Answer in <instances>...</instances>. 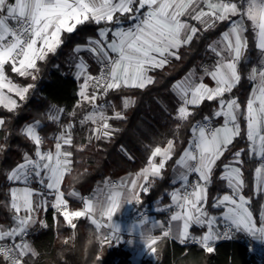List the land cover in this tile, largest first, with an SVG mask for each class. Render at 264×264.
<instances>
[{
    "label": "snow or ice",
    "instance_id": "1",
    "mask_svg": "<svg viewBox=\"0 0 264 264\" xmlns=\"http://www.w3.org/2000/svg\"><path fill=\"white\" fill-rule=\"evenodd\" d=\"M182 17L199 22L202 28L189 24ZM125 18L133 22L131 27L122 26ZM225 21H231L228 30L208 45L215 60L211 68H204V74L215 86L205 84L202 77L197 79L192 74L173 85L178 100L176 120L187 122L194 114L192 109L205 101H218V109L212 118L206 116L193 125L190 141L175 161L173 170L180 171L171 181L172 191L166 193L170 203L155 209L167 213L166 220L137 209L139 236H143L145 230L150 235L144 240L139 236L129 239L127 243L133 245L138 239L144 252L153 257L164 240L175 241L186 248L195 245L206 254H214L219 241L240 237L264 248V205L257 219L250 207L252 197L244 195L247 184L245 160L242 159L247 155L249 161L256 162L253 194L256 197L264 195V0H0V108L13 114L22 106L21 102L28 99L35 85L14 83L7 75L6 66L20 77L36 80L39 62L45 61L64 43L63 33H74L78 26L89 22L113 26L98 28V38L88 37L85 45L73 49L77 54L74 77L83 81L76 107L84 108L87 104L90 110L77 120L75 110L65 113L64 108L49 105L44 116L48 123L59 128L50 137L53 141L50 148L44 147L48 138L41 135L45 126L41 119L19 130L18 134L31 142L34 149L32 153L24 152L21 161L4 173L10 186L7 201L0 203L8 208L12 223L9 226L0 224V261L3 264H32L39 256L27 237L37 224L48 228L46 220L39 216L40 211L47 212V196L52 197L54 224L58 227L62 218L72 230L71 236L63 240L64 244L75 240V230L81 219L94 226L100 244L121 242L122 233L126 232L114 217L122 214L125 193L131 199L123 201L124 206L143 203L141 193L148 194L155 181L164 178L168 161L175 155V138L169 139L163 147L156 146L146 165L130 181L106 180L100 193L92 197H81L75 190L67 192V197L78 198L82 205L78 209L71 208L63 190L65 178L74 171L72 149L82 152L94 140L110 141L119 131L110 121L126 117L123 111H116L114 103L106 100L109 92L119 93L126 88L143 90L152 85L155 78L148 74L150 71L163 69L169 58L180 59L179 49L198 38V32L214 29ZM249 22L258 60L246 77L254 86L242 110L238 97L225 99V96L241 81V62H251L246 56L245 33L249 31ZM81 52H88L100 65L97 75L88 71V64L78 55ZM134 105L133 98L122 97L124 110ZM65 116L67 123L62 122ZM213 118H222V124L213 127ZM9 122L8 118L0 117V131L5 133V140L11 134L7 128ZM77 123L89 126L85 143L73 142ZM181 126L177 124V132ZM242 131L248 142L247 150L241 148L232 152L231 158L223 164L219 179L225 182L230 194L224 193L214 199L212 207L220 212L212 214L208 210V189L214 169L234 141L241 137ZM5 148L6 145L0 144V152ZM122 151L127 155L126 150L122 148ZM34 181L47 190V196L30 187ZM102 229L107 231L102 232ZM193 229L203 231L195 234ZM136 230L133 225L132 231Z\"/></svg>",
    "mask_w": 264,
    "mask_h": 264
},
{
    "label": "trees",
    "instance_id": "2",
    "mask_svg": "<svg viewBox=\"0 0 264 264\" xmlns=\"http://www.w3.org/2000/svg\"><path fill=\"white\" fill-rule=\"evenodd\" d=\"M127 21L129 20L126 18L122 19V22ZM230 22L218 23L214 29L198 32V38H194L190 45L179 49L180 59L169 58V62L163 69L150 72L155 78V83L152 85L143 90L126 88L119 93H108L106 100L114 103L115 109L123 111L126 119L110 121L114 128L119 129L110 141L94 140L82 152L76 151L75 148L72 149L74 171L71 176L65 178L63 184V190L66 198L70 200L71 208L78 209L82 205L78 199L67 197V192L75 190L83 197L91 196L106 180L118 181L138 172L146 165L147 158L156 146L163 147L169 139L175 138V155L172 160L168 161L166 170L163 172L164 178L157 179L148 194L141 193L143 203L136 205V208L143 209L158 200L163 205L170 203V198L166 193H170L174 187L171 183L174 179L173 167L176 159L190 141L191 128L197 122L203 121L204 117H213L214 111L218 108V101H205L199 107L192 109L194 114L187 122L176 120L174 117L178 100L173 91V85L183 78L193 66L205 59L208 54V45L229 27ZM103 27L113 26L95 25L89 22L78 26L74 33H63L61 39L64 43L54 54L50 53L45 61L39 62L40 71L36 80L20 77L11 71L10 66H6L7 75L12 81L21 86L34 84L35 87L30 90L28 99L21 102L22 106L17 109L16 114L0 108V117H6L10 121L7 128L11 133L5 140V133L0 131V144L6 145L5 150L0 152V201H7L6 193L10 186L4 173L21 161L24 152L32 153L34 149L31 142L18 134L19 130L35 119H41L45 125L41 130V135L48 138L44 147H52L53 141L50 137L54 136L59 128L54 123H48L44 113L52 104L63 107L65 111H70L77 105L79 83L74 77L68 60L77 45L86 44L88 37L98 38L97 30ZM198 27L202 28L200 25ZM245 35L248 40L246 56L250 57L251 62H241L239 66L241 81L232 93L225 96L227 99L238 97L242 110L252 91V82L246 77L258 56L250 22L249 31ZM111 38V33H109V39ZM98 72L99 67L93 60H90V73L98 74ZM125 96L135 100V105L126 110L122 108V97ZM221 121L222 119H218L217 123ZM62 122H67V116ZM178 123L182 126L177 132ZM241 127L242 129L245 127L243 121H241ZM88 135L86 127L77 125L73 130L74 144L85 143ZM247 143L242 131L241 137L230 146V151L226 152L225 157L217 162L212 183L208 189L210 213L219 214L220 210L213 208L212 203L217 196L229 192V189L225 187V182L219 179L223 164L228 162L232 152L241 148L247 150ZM122 148L126 150L127 155ZM129 156L132 158L129 159ZM242 159L245 160L244 173L247 184L244 195L252 197L250 207L258 219L262 210L261 205L264 203V195L256 197L253 194V173L256 162L249 161L247 155H243ZM53 216L54 212L52 208H49L45 214L41 215V219L48 223V228H41L37 224L29 235L34 248L39 252V256L32 261V264H131L130 249L125 248L123 244L117 245L111 241L100 244L96 229L85 219L78 222L75 240L67 245L64 244L63 240L71 236L72 230L63 223L62 218L57 227ZM11 223L8 208L0 203V224L9 226ZM0 264L3 262L0 261ZM139 264H264V260L251 251L246 239L221 240L214 254H206L195 245L186 248L175 241L164 240L158 245V253L154 259L143 258Z\"/></svg>",
    "mask_w": 264,
    "mask_h": 264
},
{
    "label": "rangeland",
    "instance_id": "3",
    "mask_svg": "<svg viewBox=\"0 0 264 264\" xmlns=\"http://www.w3.org/2000/svg\"><path fill=\"white\" fill-rule=\"evenodd\" d=\"M182 19H185V20H187V22L189 23V24H191V25H194V26H196V24H195V21L194 20H191L189 17H182ZM237 19V18H236ZM197 22V21H196ZM132 21L130 22V23H127V24H123L122 23V26L123 27H125V28H128V27H131L132 26ZM199 23V22H198ZM197 27V26H196ZM218 39H220V38H218ZM217 39V40H218ZM217 40H215V41H217ZM85 45V44H84ZM210 52V56H209V60H208V62H206L205 64H203L204 66L205 65H211V64H213V61L215 60V57H214V54L211 52V51H209ZM76 55L77 54H75V53H73L72 55H71V57L69 58V60H68V63H69V65L72 67V71H73V73L75 72V68H74V66H73V64H74V61H75V57H76ZM79 56H82L83 58H84V60L86 61V63L88 64V71L90 72V60H93L94 61V63L99 67V71H100V65L92 58V56L88 53V52H81V53H79L78 54ZM210 61V62H209ZM203 65L202 66H196V67H194L191 71H190V73L189 74H192V76L193 77H195V78H197V79H199V78H203V73H201V67H203ZM151 72V71H150ZM150 72L148 73L149 75H150ZM99 73V72H98ZM188 74V75H189ZM92 75H97V74H92ZM187 75V76H188ZM186 76V77H187ZM184 79V78H183ZM181 81V80H180ZM14 82V81H13ZM83 81L81 80V81H78V83H79V87H80V84L82 83ZM179 82V81H178ZM14 83H16V82H14ZM16 84H18V83H16ZM18 85H20V84H18ZM21 86V85H20ZM15 98V97H14ZM18 99V98H17ZM79 100H80V98H79ZM79 102V101H78ZM98 103H100V101H98ZM78 104V103H77ZM59 107V106H58ZM60 108H63V107H60ZM76 111L77 112V117H76V119L77 120H79L81 117H82V115H83V113L85 112V111H87V110H90L89 109V106L87 105V104H85L84 105V108H77L76 106L72 109V110H70V111H65V113H69V112H72V111ZM116 111H120V110H118V109H116ZM108 114L109 115H111L112 114V110L111 109H109L108 110ZM64 123V122H63ZM65 123H67V122H65ZM212 124V126H213V123H211ZM77 125L78 126H80L78 123H77ZM82 127H86L87 128V130H88V125H85V126H82ZM157 161H159V160H157ZM132 178H134V175H132V176H129L128 177V180L127 181H130ZM17 186H23V185H17ZM30 187H32L34 190H37V191H40V192H43V193H45V195L47 196V190L46 189H44L39 183H37V182H33L31 185H30ZM230 194V193H229ZM47 198H48V200H49V206H48V209L49 208H51V206H50V202H51V200H52V197L51 196H47ZM34 199H36V200H38L39 199V197H34ZM162 206H164L163 204H161V202H160V200H158V201H156V202H154L153 204H151L149 207H146V208H143V209H139L140 211H146L150 216H152V217H155L157 214H159V213H163V212H156L155 211V209L156 208H158V207H162ZM47 209V210H48ZM135 209V212H136V214H138V212H137V208H134ZM43 214H45V212L44 211H40V213H39V216H40V219H41V215H43ZM165 214V216H166V218H167V213H164ZM132 215H134V212L132 211ZM166 218H163L162 220H166ZM33 231V230H32ZM32 231H31V233H32ZM30 233V234H31ZM195 234H198V233H196V232H194ZM29 234V235H30ZM125 235H127L126 236V238H128V239H132V237H130L128 234H125ZM27 239L30 241V239H29V236L27 237ZM240 239H244V238H242V237H240ZM247 241V240H246ZM31 242V241H30ZM114 242V241H113ZM248 242V241H247ZM32 243V242H31ZM249 243V242H248ZM250 244V249L251 250H253V252L255 253V254H257L258 256H259V258H261V259H264V248H262L259 244H255L254 242L253 243H249ZM145 256H147V258H152V259H154L155 257H153V256H151V255H148V254H145ZM137 259V258H136ZM138 260V259H137ZM136 260V261H137ZM135 261V259H133V261H132V264H136L137 262Z\"/></svg>",
    "mask_w": 264,
    "mask_h": 264
},
{
    "label": "crops",
    "instance_id": "4",
    "mask_svg": "<svg viewBox=\"0 0 264 264\" xmlns=\"http://www.w3.org/2000/svg\"><path fill=\"white\" fill-rule=\"evenodd\" d=\"M233 20H235L236 19V17L235 18H232ZM131 21L129 20V21H127V22H122L123 24H127V23H130ZM231 23V22H230ZM195 24H196V26L198 27V25H200L198 22H196L195 21ZM201 27H202V25H200ZM199 28V27H198ZM229 28V27H228ZM228 28L226 29V30H228ZM225 30V31H226ZM221 37V35L218 37V38H220ZM217 38V39H218ZM217 39H215V40H217ZM214 40V41H215ZM213 41V42H214ZM212 42V43H213ZM211 43V44H212ZM209 56H210V52H209V49H208V54H207V56L205 57V59L202 61V62H200L199 64H197V65H195V66H193L190 70H189V72L183 77V78H185L189 73H190V71L194 68V67H198V66H202L203 64H205L206 62H208V60H209ZM257 60H258V56H257V58L255 59V61H254V63L253 64H255L256 62H257ZM210 62V61H209ZM211 66H212V64L211 65H203V67H201V73H203V82L205 83V84H207V85H209V86H211V87H214L215 86V84H214V82L208 77V76H206L205 74H204V68L205 67H208V68H211ZM150 76H151V74H150ZM183 78H181L180 80H182ZM180 80H178V81H180ZM177 81V82H178ZM176 82V83H177ZM252 82V81H251ZM175 83V84H176ZM253 86H254V83L252 82V88H253ZM230 98H232V97H230ZM225 99H227V98H225ZM229 99V98H228ZM218 109V108H217ZM216 109V110H217ZM210 118H212V117H210ZM219 119H222V118H219ZM217 120L218 119H216V118H213L212 120H211V123H213V127H215V126H219V125H221L222 124V121L221 122H219V123H217ZM157 160H159V158H157ZM180 171V169H176L175 171H174V178H176V175H177V173ZM135 173H133V174H130V175H127V176H125V177H123L122 179H120V180H118V181H113V180H108L109 182H120L121 180H124V181H127L128 180V177L129 176H132V175H134ZM103 186H104V183H102L101 185H99L98 187H97V189L95 190V192L91 195V196H84V197H92V196H94V195H96V194H98V193H100V189H102L103 188ZM230 193V190H229V192H228V194ZM125 195H127V193H125ZM81 197H83L82 195H80ZM76 199H78V198H76ZM162 204V203H161ZM263 205H264V203H263ZM146 207H149V206H145L144 208H146ZM134 208H136V206H125V209H124V216L122 217L121 215H117L116 217H114V219L117 221V222H126L129 218H131L133 215H132V211H133V209ZM218 215V214H217ZM156 218H158V219H163V218H166V216H165V214L164 213H159V214H157L156 216H155ZM102 232L103 231H107V230H101ZM201 231H203V230H201V229H193V232H196V233H198V234H200V232ZM158 232H159V230H157V234H158ZM125 234H127V233H122V240H121V242H116V241H114V243L115 244H123L124 246H125V248H128V249H130V251H131V253H132V255H131V264H132V261H133V259H135V261L137 262L136 264H139V262L141 261V259H143V258H147V256H145V252H144V249H143V245L139 242V240L137 239L136 240V242L133 244V245H129L128 243H127V241L129 240L128 238H126V236L127 235H125ZM245 239V238H244ZM111 242H113V241H111ZM250 245V244H249ZM252 252H253V250H251ZM257 255V254H256ZM137 258V259H136ZM150 259H152V258H150ZM261 260H264V259H261Z\"/></svg>",
    "mask_w": 264,
    "mask_h": 264
},
{
    "label": "clouds",
    "instance_id": "5",
    "mask_svg": "<svg viewBox=\"0 0 264 264\" xmlns=\"http://www.w3.org/2000/svg\"><path fill=\"white\" fill-rule=\"evenodd\" d=\"M131 198L130 196L128 195H125L124 198H123V201H129ZM122 201L121 203V209L123 210L122 211V214L121 216L123 217L124 216V209H125V206H124V202ZM128 206H131V204L129 203ZM133 212H134V215L129 218L126 222H117L118 224H120L121 228L130 236L132 237V239H135L136 237L139 236V221H138V214H136L135 212V209H133ZM133 225H136V231H132V228H133ZM149 233L147 232V230L144 231V234L143 236H139V239L140 240H144V239H147L149 237Z\"/></svg>",
    "mask_w": 264,
    "mask_h": 264
}]
</instances>
